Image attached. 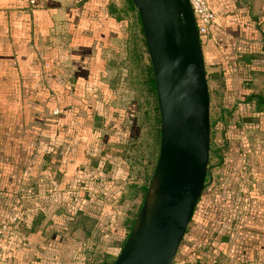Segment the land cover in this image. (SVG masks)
<instances>
[{"label": "crops", "instance_id": "obj_1", "mask_svg": "<svg viewBox=\"0 0 264 264\" xmlns=\"http://www.w3.org/2000/svg\"><path fill=\"white\" fill-rule=\"evenodd\" d=\"M207 1L214 15L202 45L211 62L207 86L210 73L220 99L251 125L233 126L238 140L221 148L224 165L210 172L189 227L199 232L200 264H264V105L243 102L249 93L264 95V0ZM109 3L119 5L0 0V224L18 207L0 264H81L76 254L92 243L89 182L114 165L92 151L118 100L107 55L121 26Z\"/></svg>", "mask_w": 264, "mask_h": 264}, {"label": "water", "instance_id": "obj_2", "mask_svg": "<svg viewBox=\"0 0 264 264\" xmlns=\"http://www.w3.org/2000/svg\"><path fill=\"white\" fill-rule=\"evenodd\" d=\"M150 64L157 158L141 205L111 264H172L209 173V92L187 0H130Z\"/></svg>", "mask_w": 264, "mask_h": 264}, {"label": "rangeland", "instance_id": "obj_3", "mask_svg": "<svg viewBox=\"0 0 264 264\" xmlns=\"http://www.w3.org/2000/svg\"><path fill=\"white\" fill-rule=\"evenodd\" d=\"M118 4L120 6L119 0ZM123 16H125L123 22H118L121 26V40L115 41L110 53L107 55L108 85L116 93L115 96L118 100L114 102L117 105L116 107H110L109 119H107L109 125L102 130V133L96 134L100 146L96 144L95 150H92L103 160L108 158V155L112 156L111 160L114 165L112 164L109 173H103L102 180L96 179V181L91 180L89 182L90 188L88 189L94 195L92 200L94 205H91V214L94 215L96 221L91 240L94 245L89 243L88 247L76 254V260L80 261L81 264H91V262L99 264L103 255L110 253L113 256L117 253L120 240L126 232L122 222H125L128 218L127 210L134 212L140 200L139 195H136L131 200L123 198L118 202V197L128 178L126 177L128 170L119 158L122 148L115 146V148L107 149L106 142H122L125 146V143L135 138L139 133L136 142L131 145L129 151L134 159L132 161L134 167L132 176H142V174L148 176L154 159L156 145L150 131L154 121V100L142 82V64L148 62L147 52L142 53L141 57L138 56L137 52L142 50V47H140L141 37L134 12L125 10ZM204 63L205 70H211V62L208 57L204 58ZM209 88V122L211 121L213 124L218 118V105L221 104V99L218 98L217 93L221 92L219 91L220 86L213 84L210 80ZM133 100L139 103L137 112ZM55 112L54 110L53 113ZM213 132V137L218 140L220 137L219 132L214 130ZM85 176L84 174L83 177L85 178ZM106 177L108 179L105 180ZM83 183L84 180L81 179L76 187L81 188ZM96 249L100 253H97ZM177 257L179 255H176L175 258L178 259ZM111 259L113 257H108L105 260L111 261Z\"/></svg>", "mask_w": 264, "mask_h": 264}, {"label": "trees", "instance_id": "obj_4", "mask_svg": "<svg viewBox=\"0 0 264 264\" xmlns=\"http://www.w3.org/2000/svg\"><path fill=\"white\" fill-rule=\"evenodd\" d=\"M120 1V6L115 5V3H109L107 6V13L108 15L115 21V22H123V19L125 18V16H123V14L125 13V10H130L134 12L135 18H136V22L138 24V32L140 35V42H141V46L142 50L138 51V56L141 57L142 53H146L145 50V44H144V39H143V35H142V31H141V27H140V22H139V18L137 16V13L133 7V5L131 4L130 0H119ZM125 37L127 38V35L125 34ZM125 38V39H126ZM200 42H201V46L206 44V37H199ZM264 51V48H263ZM142 68H143V85L145 86L146 90L150 93V95L152 96L153 100H154V106H153V112H154V121L151 125L150 131L152 133L153 139L155 141V150H154V159H153V163H152V167H151V171L150 174L147 176V174H142V176H132V171H134V167L132 165V161L134 160L132 158V155L130 154V150H131V145L134 144V142H136L139 133L135 136V138H133L132 140L128 141L126 143V145L121 149L120 151V159L122 164L125 165L126 169L128 170V174L126 177L127 181L125 183V186L123 187L121 193H120V197L121 199H127V200H131L133 198H135L136 195H139V203L137 205V208L134 212H131L129 209L127 210V215L128 218H126L125 222H122L123 227L125 226L126 232L124 233L123 238L120 240V244L118 247H121L124 238L126 237L128 230L130 229V226L133 222V219L141 205L143 196H144V192H145V188L146 185L150 179L152 170L154 168L155 162H156V158H157V152H158V144H159V114H158V110H157V102H156V95H155V90H154V83H153V78H152V72H151V68H150V64L149 61L147 62V64H142ZM211 81V74H208V81ZM209 92H210V88L208 86ZM218 98L220 99L221 94L218 92L217 93ZM253 100L256 105H258L259 107H261L262 105H264V95L261 94H253V93H249L246 98L243 100L244 103H249L250 100ZM136 104V112L139 110V103L136 100H133ZM234 107L235 104L234 103H229L228 101L222 99L221 100V104L218 105V111H217V116L218 118L213 122L210 121L209 125H210V143H209V154H208V168H209V173L206 175L205 178V186L204 189L201 193V196L193 210L192 216L190 218V221L187 225V228L185 230V233L182 237V240L179 243V247L178 250L175 254L179 255V257H177L178 259H176L174 257L173 262L172 263H176V264H193L189 263V262H185L184 260L187 258L186 256L191 253L194 254L195 256H197V260L194 264H200L198 258L200 257V251H197V248H199V232L195 233V232H191L190 230V224H193V222L196 221L197 216L199 215V202L202 198V194L204 193L206 187H207V181L209 179L210 176V172L212 171V169H215L216 167H219L223 164L222 161V156L220 154V150L221 148H224L228 142L230 141H235L238 140L237 137H235L236 135V131H234V127L233 126H237V123L240 122L243 125H251L250 121H249V116H239V115H234ZM231 127V128H229ZM213 130L216 132H219L220 137L217 139H215V137H213ZM221 142V143H220ZM217 143H220L217 144ZM224 165V164H223ZM103 173V172H102ZM140 181V182H137ZM81 217V215H80ZM82 219V218H80ZM94 223V221H92ZM81 226L83 227V225L86 223L85 221L80 222ZM91 223V224H93ZM90 224V223H89ZM90 224V225H91ZM125 224V225H124ZM89 225V226H90ZM84 228V227H83ZM84 230L86 231V229L84 228ZM198 238V239H197ZM190 245V247H189ZM116 254H114L113 256L108 253L103 255V258L100 260L99 264H111V262L114 259V256ZM108 257H113V259H111V261H107L105 260ZM195 258V259H196ZM175 260V261H174ZM91 264H94L93 262H91Z\"/></svg>", "mask_w": 264, "mask_h": 264}, {"label": "built area", "instance_id": "obj_5", "mask_svg": "<svg viewBox=\"0 0 264 264\" xmlns=\"http://www.w3.org/2000/svg\"><path fill=\"white\" fill-rule=\"evenodd\" d=\"M192 14L194 16L196 28L199 37H206L213 24L214 15L207 0H187ZM18 220V207L11 205L9 207L6 219L0 224V251L4 249L9 241L10 234L13 231Z\"/></svg>", "mask_w": 264, "mask_h": 264}]
</instances>
